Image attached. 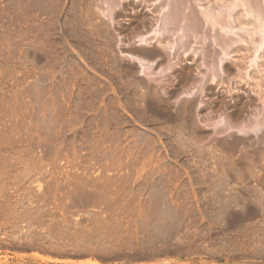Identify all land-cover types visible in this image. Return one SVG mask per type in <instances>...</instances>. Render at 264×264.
<instances>
[{"label":"rangeland","instance_id":"374dc122","mask_svg":"<svg viewBox=\"0 0 264 264\" xmlns=\"http://www.w3.org/2000/svg\"><path fill=\"white\" fill-rule=\"evenodd\" d=\"M88 1L0 0V264H264V185L251 176L263 171L240 165L237 128L207 127L261 107L251 88L264 82V46L245 80L232 66L202 93L198 116H163L143 84L163 96L189 70L184 100L196 65L139 74L129 53L142 52L151 1L120 7L113 24ZM244 46L227 61L245 66Z\"/></svg>","mask_w":264,"mask_h":264},{"label":"bare ground","instance_id":"6f19581e","mask_svg":"<svg viewBox=\"0 0 264 264\" xmlns=\"http://www.w3.org/2000/svg\"><path fill=\"white\" fill-rule=\"evenodd\" d=\"M101 1L103 7L102 10L100 9V14H102L101 16H103V18H105L110 24L114 23V19L119 15L121 9L123 11V9L131 4V1L133 5V0ZM138 1L137 3H140ZM150 1L153 7L151 5L150 6L156 13V18L154 17L152 19L154 21L151 22L153 24L151 25L150 29L148 27L147 30L144 31L143 35L141 34L140 36H136L138 37L136 38L137 40L135 39V43L137 45H134V47L139 46L143 47V49L144 47L151 48L150 50L146 49V51H143V49L141 48L142 52H140V48L138 49L139 52L135 51L137 54L139 53V56L140 54H143V56L147 57V63H145L146 60L143 59L145 57L141 56L142 58H140L135 52L134 53L136 55L134 56L133 51L132 53H129L131 54L129 55L131 60H133L137 64L138 73L142 74L144 72L143 75L145 77L151 78L147 73H150L151 71L153 72L154 69H156L153 66L155 64L156 66L159 64L161 65L158 66L159 72H156L158 71V69L155 72L156 74L160 73L159 76L162 80H167L171 77L170 73H172L174 68L177 67V64H179L183 59L187 60L189 58L191 60V63L196 65V76L197 73L198 75L201 74V80L196 83L194 80V82H190L189 80L190 85H192L193 88H197V91L195 90L198 93H196L197 95L194 94L193 96L192 94V91L195 89L194 88L190 91V94L189 92H186L188 97H184V100H179L182 96H186L183 94L185 90H187L185 85L188 79L192 78V76L190 77L189 70H181L179 68V70L176 72L177 75L175 77V83L170 81L171 83L169 84L167 82L168 85L165 84L167 86L166 89H161L162 91L165 90L164 92H162L163 96L162 94H160L161 92H158L159 89L155 88L157 86L152 87L150 86V84H143L142 88H145L146 91L144 92H146L147 94L146 95L144 93V95L149 96L145 99L148 100V105L149 103L153 104L158 110V113L160 112L163 116H181V119H183V116H198L196 114L200 109V105L202 102V100H200V97L202 96V93H209L214 87H218L221 74L225 73L227 75H230L233 70L232 68H237L238 66L236 70L238 74H236L238 75V80L242 81L244 79V76H246L245 73L248 70L247 68L254 66L255 60L257 59L256 57L259 55H257L258 50H260L264 46V4H260L262 3L260 0H227L228 2L226 0H211V2L210 0H149L148 2ZM87 5L89 6V3ZM236 9H238L239 13L235 12ZM154 12L153 14L155 15ZM241 17H248V20L242 21L243 19L241 20ZM138 21L139 20L136 19L133 22H135L138 27L141 26L142 29L144 24L142 25L143 22ZM235 26H237L236 30L242 29V27L244 26L251 27L249 29H252L250 32L255 35H253V38L255 37V39H253L252 36H246V39L243 38V36L235 35V32L233 31ZM243 41L247 42L248 48L250 47L249 45H252V47L249 48V50L247 46H244L247 48L246 50L250 52V55L245 56V59L243 58L245 62L243 61V63L241 62V64L245 66L241 67V65H237L238 61L236 62V60L232 62H228L227 60L230 51H232L231 49H233L234 46ZM152 44L155 45V47H153ZM234 52L240 53L239 48H235ZM144 64L148 65L146 70L144 69ZM131 65L132 66H129V69L133 70L134 66L133 64ZM262 66H264V64L257 65V69H260V67L262 68ZM198 67L203 68V73L200 72V69H198ZM188 75L190 78H188ZM220 84H222L221 81ZM186 86L188 87V85ZM263 86V81H261V83L255 81L254 85L251 88V90L255 89L254 93L256 94L257 101L261 104L260 108H253L254 112L253 115L250 116L251 118L249 117V119L247 120L245 119L240 121L234 119L235 121L237 120V122L232 119V121L226 120L223 122L221 120H208L207 127L212 130V135H221L231 128H237V138L232 140L231 148L234 150L239 148L242 152L244 151V154L240 155L242 156L240 165L242 164V167L244 169H247L251 172L252 168L256 169L257 167H259L262 169L263 172H259L256 170L253 171V174L251 176H254L257 182L264 185ZM171 103L176 104L174 109H172ZM242 109V105L241 107L238 106L234 110V116L239 117V113L242 112ZM220 144L221 142L219 143V145ZM226 146H228V144H226ZM231 148L229 147L228 149ZM248 149L252 151V153H249ZM238 161H240V159ZM234 173H236V171ZM244 173L242 172L241 175Z\"/></svg>","mask_w":264,"mask_h":264}]
</instances>
